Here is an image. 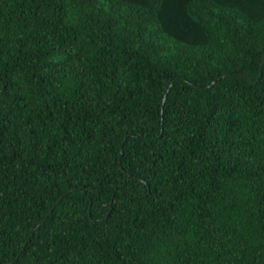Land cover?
<instances>
[{
  "label": "trees",
  "instance_id": "trees-1",
  "mask_svg": "<svg viewBox=\"0 0 264 264\" xmlns=\"http://www.w3.org/2000/svg\"><path fill=\"white\" fill-rule=\"evenodd\" d=\"M264 0H0V264H264Z\"/></svg>",
  "mask_w": 264,
  "mask_h": 264
},
{
  "label": "water",
  "instance_id": "water-1",
  "mask_svg": "<svg viewBox=\"0 0 264 264\" xmlns=\"http://www.w3.org/2000/svg\"><path fill=\"white\" fill-rule=\"evenodd\" d=\"M263 58H264V55H263Z\"/></svg>",
  "mask_w": 264,
  "mask_h": 264
}]
</instances>
